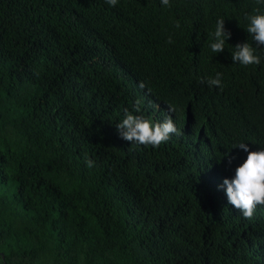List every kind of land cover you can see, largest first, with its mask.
I'll return each instance as SVG.
<instances>
[{
  "label": "trees",
  "instance_id": "trees-1",
  "mask_svg": "<svg viewBox=\"0 0 264 264\" xmlns=\"http://www.w3.org/2000/svg\"><path fill=\"white\" fill-rule=\"evenodd\" d=\"M255 8L0 0V264H264V204L244 217L217 188L235 142L264 146V59H231ZM126 108L181 132L124 140Z\"/></svg>",
  "mask_w": 264,
  "mask_h": 264
},
{
  "label": "clouds",
  "instance_id": "clouds-1",
  "mask_svg": "<svg viewBox=\"0 0 264 264\" xmlns=\"http://www.w3.org/2000/svg\"><path fill=\"white\" fill-rule=\"evenodd\" d=\"M109 5H116L118 0H106ZM162 5L169 6L170 0H160ZM264 5V0H258ZM247 20L244 29L251 36L248 39L234 44L231 51L233 63L248 66L258 65L264 56L260 50H264V10L255 8L246 13ZM225 18L217 17L215 28L209 33L208 47L212 53H220L225 49L231 32L225 28ZM179 27V21L176 22ZM171 42L172 37H168ZM222 73L217 71L215 75L202 77L203 82L209 87L222 86ZM118 134L127 141L137 145L159 146L170 139L171 135H179L181 130L177 128L170 115H165L162 120L155 121L145 117L137 109L131 111L124 109L122 117L115 123ZM232 147H238L243 153V158L231 169V174L222 178L217 188L222 190L229 204L239 209L242 216L252 217L258 204H264V146L250 148L245 142H235ZM232 158L229 157V163ZM88 166L93 164L91 159L86 161Z\"/></svg>",
  "mask_w": 264,
  "mask_h": 264
}]
</instances>
